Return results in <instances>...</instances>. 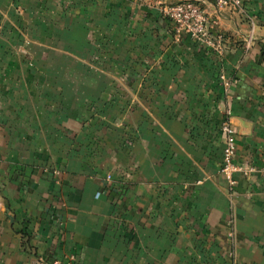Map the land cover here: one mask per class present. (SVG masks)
I'll return each instance as SVG.
<instances>
[{"label": "crops", "instance_id": "1", "mask_svg": "<svg viewBox=\"0 0 264 264\" xmlns=\"http://www.w3.org/2000/svg\"><path fill=\"white\" fill-rule=\"evenodd\" d=\"M183 1L222 59L176 34ZM243 7L0 0V264H264V177L220 173L227 110L264 165V0Z\"/></svg>", "mask_w": 264, "mask_h": 264}, {"label": "built area", "instance_id": "2", "mask_svg": "<svg viewBox=\"0 0 264 264\" xmlns=\"http://www.w3.org/2000/svg\"><path fill=\"white\" fill-rule=\"evenodd\" d=\"M219 10L231 13H243V0H214ZM166 15L174 26V30L178 36H189L200 45L209 47L216 56L223 58L227 43L224 34H211V29H215L214 22L211 20L206 11L197 3L191 1H183L169 6ZM251 47V39L246 42L244 48L249 50ZM226 87H230L231 83L226 80L224 75L221 76ZM232 111L227 110L225 119L222 124V131L225 136V145L223 148L222 165L220 173L227 181L229 188L233 190L237 181L236 174L242 173L246 177L254 174H260L264 177V165H249L244 167L236 162V145L237 132L231 121ZM108 180L112 177L108 176ZM73 261L69 260V264ZM236 264V263H234Z\"/></svg>", "mask_w": 264, "mask_h": 264}, {"label": "rangeland", "instance_id": "3", "mask_svg": "<svg viewBox=\"0 0 264 264\" xmlns=\"http://www.w3.org/2000/svg\"><path fill=\"white\" fill-rule=\"evenodd\" d=\"M3 103L6 105L7 102L5 100H3L2 102L0 101V107H1L0 110H5V107L2 108V106H4ZM1 166H2V168L7 167V165L5 163L0 164V168H1Z\"/></svg>", "mask_w": 264, "mask_h": 264}, {"label": "trees", "instance_id": "4", "mask_svg": "<svg viewBox=\"0 0 264 264\" xmlns=\"http://www.w3.org/2000/svg\"><path fill=\"white\" fill-rule=\"evenodd\" d=\"M109 176H111V175H109ZM112 177V176H111Z\"/></svg>", "mask_w": 264, "mask_h": 264}]
</instances>
